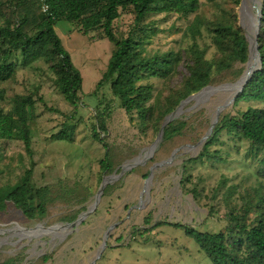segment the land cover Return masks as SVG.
<instances>
[{
	"label": "rangeland",
	"instance_id": "374dc122",
	"mask_svg": "<svg viewBox=\"0 0 264 264\" xmlns=\"http://www.w3.org/2000/svg\"><path fill=\"white\" fill-rule=\"evenodd\" d=\"M256 2L254 0L252 6V22L242 16L240 20L241 6L238 9L240 24L249 39L254 37L253 27L257 24ZM132 20V16L125 17L124 31ZM147 23L157 30L146 45L148 55L180 51L190 42L185 37L186 19L163 14L151 16ZM57 33L74 66L81 71L83 104L75 109L66 102L55 89L53 75L43 61L28 68L16 67L14 77L3 84L10 99L26 96L39 88L44 102H37L38 119L32 126L33 181L39 187L53 186L57 200L49 207L46 219L39 222L27 221L13 206L0 213L2 261L17 259L18 264H92L94 261L96 264H212L183 228L175 225L190 226L201 232H224L226 215L231 209L239 210L253 190L264 188V179L258 175L263 153H256L249 142L223 133L211 148L223 160L190 163L186 172L182 167L189 159L199 156L203 148L194 146L209 132L217 108L227 105L235 93L208 89L214 92L183 106L180 116L190 120L183 136L172 141L163 138L152 156H149L150 149L157 143L160 133L152 127L143 129L137 115L131 120L118 101L113 100L109 134L102 135L105 143L101 144L92 138L90 128L99 99H113L107 87L98 90L97 84L115 46L109 40L92 41L74 31L67 22L58 25ZM203 42L210 45L206 37ZM214 53L215 49L209 47L207 57L212 59ZM254 60L256 63L257 58ZM243 75L225 84H235ZM180 77L170 82L151 80L155 97L165 96ZM4 104L10 108L9 104ZM249 107L262 108L264 105L250 102L235 107L234 104L224 112L235 114ZM49 109L75 115L77 121H82L73 143L53 139L65 119ZM106 146H109L108 151ZM107 152L112 172L100 168ZM31 161L22 142L0 141V184H15L30 168ZM151 174L152 179L148 180ZM104 178H108V186H114L113 190L102 196L97 208L79 226L51 229L67 226L61 218L71 211L83 206L87 208L84 213L91 211ZM229 192L231 198L227 202ZM39 226L42 228L36 229ZM113 226L108 246L98 258L103 239ZM32 229L36 230L29 233ZM47 256L49 260L44 261Z\"/></svg>",
	"mask_w": 264,
	"mask_h": 264
},
{
	"label": "trees",
	"instance_id": "16d2710c",
	"mask_svg": "<svg viewBox=\"0 0 264 264\" xmlns=\"http://www.w3.org/2000/svg\"><path fill=\"white\" fill-rule=\"evenodd\" d=\"M41 1L0 0V141L22 142L32 160L30 168L15 184H0V213L13 206L29 222L45 220L49 207L57 200L53 186L39 187L33 181L32 126L38 119L37 102L44 100L37 87L33 93L10 99L3 84L14 77L16 67L28 68L43 61L53 75L55 89L66 102L75 109L83 104V77L57 33L60 23L71 24L74 31L92 41L109 40L115 46L97 84L98 90L107 87L113 99H99L90 128L92 138L101 144L105 143L102 135L109 134L113 100L118 101L131 120L137 115L143 129L152 127L159 134L167 118L184 101L208 87L217 88L238 80L251 59L249 38L239 20L242 0H44L50 8L48 14L43 13ZM260 1L258 45L262 64L237 98L235 107L250 102L264 105V0ZM259 3L257 0V8ZM163 14L188 21L185 37L190 42L180 51L148 55L146 45L157 30L147 20ZM127 16L133 20L124 31ZM205 37L210 45L203 42ZM209 47L215 49L212 59L207 57ZM178 75H181L178 82L165 96L155 97L151 80L170 82ZM62 115L65 120L53 139L73 143L82 121H77L75 115ZM189 124L187 116L172 119L164 128V140L183 136ZM223 133L249 142L256 153H263L258 175L264 179V107H249L235 114L223 112L212 137L198 157L184 163L183 172L190 163L223 160L211 151ZM100 168L104 172L113 171L109 152L100 162ZM113 188L107 186L103 195H108ZM230 198L229 192L226 201ZM86 209L83 206L65 214L61 222L74 223ZM226 220L225 231L219 233L201 232L182 224L175 226L183 228L212 264H264V188L253 190L239 210L231 209ZM49 258L45 257L44 261ZM18 262L17 259L2 261L0 256V264Z\"/></svg>",
	"mask_w": 264,
	"mask_h": 264
},
{
	"label": "water",
	"instance_id": "95a60500",
	"mask_svg": "<svg viewBox=\"0 0 264 264\" xmlns=\"http://www.w3.org/2000/svg\"><path fill=\"white\" fill-rule=\"evenodd\" d=\"M244 4H245V0H242L240 10L243 8ZM259 4H260V3H259ZM261 5H262V4H260V7H258V8L256 9V10H257V24H256V31H255L254 37L249 39V42H250V53H251V59H252V57H254V56L257 58V62H258L257 68L254 69V70H251V68H250V62H251V59H250V62L247 64L246 71H245L243 77H242V78L240 79V81H238L237 83H235V84H226V85H222V86L217 87V88H214V87H208V88L204 89L203 91H201L200 93H198V94H196V95H194V96H191V97H189L186 101H184V102L180 105V107L177 109V111H176L175 113H173L172 115H170V116L167 118V120L165 121V123H164V125H163V128H162V131H161V133H160L159 139H158L157 143H156V144L150 149L149 156H152V155L154 154V152H155L156 149H157L158 143H159L160 141H162V139H163V137H164V128L167 126V124H168L172 119H175L176 117H178V116L182 113L181 110H182L183 106H185V105H186L187 103H189L190 101L194 100L198 95H200L201 93H203V92L206 91L207 89H220V88H222V87H226V86H235V87H237V91H236V93L234 94V96L232 97V99L229 101V103H228L227 105L220 106V107L217 108V110H216V114H215V118H214L213 121H212V124H211V127H210V129H209V132H208L207 135L202 139V141H201L198 145H196V146H194V147H202V148H203V146L205 145V143L210 139V137H212L213 132H214V129H215L216 125L218 124V122H219V120H220V118H221L222 113H223L226 109H229V107H232V106L235 104V102H236L237 98L239 97V95H240L241 93H243V91H244L246 85H247V84L249 83V81L253 78V76L255 75V73H256L257 71H259L260 68H261L262 60H261V56H260V48H259V45H258V37H259V32H260V28H261V19H262V9H261ZM241 16H242V15H241V13H240V20H241ZM240 23H241V22H240ZM240 25H241V24H240ZM241 26H242V25H241ZM242 27H243V26H242ZM194 147H192V148H194ZM124 171H125V170L123 169V173H124ZM120 176H121V175H120ZM120 176H118L117 178H119ZM152 176H153V175L151 174L148 180H151V179H152ZM109 184H110V181L108 180V178H104V180H103V182H102V185H101V187H100V190H99V192H98V195L96 196V201H95V203H94V205H93L91 211H87L86 213L82 214V215L78 218V220L75 221V222L72 223V224H67V226H65V227H62V226H56V227H53V228H51V229H52V230H55V229H64V228H68V227H76V226H79V225L85 220V218L88 217V216L91 214V212H93V211L97 208V206H98V204H99V202H100V200H101V198H102V196H103V194H104V191H105V189L107 188V186H108ZM147 193H148V192H147ZM114 227H115V226H113V227H111V228L108 229V231H107V233H106V235H105V237H104V239H103V245H102L101 251H100V253H99V255H98V258L101 257L102 253H103V252L105 251V249L107 248V246H108L107 242H108V239H109L110 233H111V231L113 230ZM40 228H42V226H39V227L36 228V229H40ZM36 229H32V230H30V231H28V232H29V233H32V232H34ZM92 264H96V261H94Z\"/></svg>",
	"mask_w": 264,
	"mask_h": 264
},
{
	"label": "bare ground",
	"instance_id": "6f19581e",
	"mask_svg": "<svg viewBox=\"0 0 264 264\" xmlns=\"http://www.w3.org/2000/svg\"><path fill=\"white\" fill-rule=\"evenodd\" d=\"M253 5H254V0H245V4H244L243 8L240 10V13H241L242 17L247 18V19L249 18V21L251 19V22L253 21V19L251 18L252 17V6ZM253 28L256 31V26H254ZM254 57H252L251 62H250L251 70L256 69L257 65H258V62L255 63ZM220 89L223 90V92L225 91V92H230V93H236V91H237V87H235V86H226V87H222ZM211 92H214V91H212V90L209 91L207 89L206 91H204L203 93L198 95L196 98H199V97L204 96L207 93H211Z\"/></svg>",
	"mask_w": 264,
	"mask_h": 264
},
{
	"label": "built area",
	"instance_id": "2783aa9c",
	"mask_svg": "<svg viewBox=\"0 0 264 264\" xmlns=\"http://www.w3.org/2000/svg\"><path fill=\"white\" fill-rule=\"evenodd\" d=\"M41 3H42L41 7H42L43 13L48 14L50 11L49 6L46 4V2L44 0H42Z\"/></svg>",
	"mask_w": 264,
	"mask_h": 264
}]
</instances>
